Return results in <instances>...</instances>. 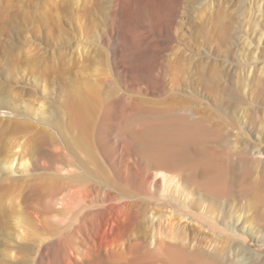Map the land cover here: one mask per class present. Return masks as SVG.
I'll return each mask as SVG.
<instances>
[{"label":"rangeland","instance_id":"374dc122","mask_svg":"<svg viewBox=\"0 0 264 264\" xmlns=\"http://www.w3.org/2000/svg\"><path fill=\"white\" fill-rule=\"evenodd\" d=\"M259 153L264 0H0V264H264Z\"/></svg>","mask_w":264,"mask_h":264},{"label":"bare ground","instance_id":"6f19581e","mask_svg":"<svg viewBox=\"0 0 264 264\" xmlns=\"http://www.w3.org/2000/svg\"><path fill=\"white\" fill-rule=\"evenodd\" d=\"M83 105H84V103L81 105L82 107H80V108L84 109L85 107ZM88 105H90V104H88ZM88 109H89V107H88ZM90 109H91V107H90ZM85 110H87V109L85 108ZM85 110L84 111L82 110V113L80 115L81 116L80 118H81L82 122L85 121L88 118L87 117L88 112L86 114ZM85 117H86V119H84ZM196 131H197V127L196 126H187V127L181 128V129L170 128L168 130L167 129L160 130L156 135L159 136V137H169V136L179 135V136H181L183 138H189V137L193 136ZM263 154L264 153H259V156H263ZM164 155L166 157H170V156H172V153H165ZM13 157H15V156H13ZM14 160H15L14 158L11 161L8 160L10 162H8L7 164L10 163V165H13L14 162L16 161V160L15 161ZM121 216H122V212L121 211L115 213V216H114V218L112 220V223L109 226V233H108V236H107V241H106L107 245H106V248H105V252H107L108 254L111 253L110 255H112V256L115 255V253L113 251L120 247V245L117 244L116 242H113V240H114V234L116 232H120L122 230V227H123L122 221L120 219H118V217H121ZM172 258L174 259V262L176 264H206V263H204V262H202L200 260H190L188 258V256L185 255V254H174V255H172Z\"/></svg>","mask_w":264,"mask_h":264}]
</instances>
